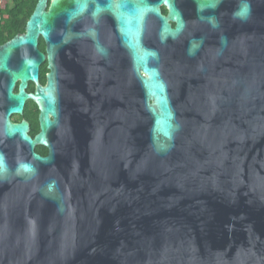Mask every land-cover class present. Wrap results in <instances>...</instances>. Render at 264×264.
<instances>
[{
    "label": "water",
    "instance_id": "obj_1",
    "mask_svg": "<svg viewBox=\"0 0 264 264\" xmlns=\"http://www.w3.org/2000/svg\"><path fill=\"white\" fill-rule=\"evenodd\" d=\"M208 2L38 0L25 32L0 46V153L11 169L0 264H264V0H251L246 23L232 19L238 0ZM85 12L109 19L115 104L42 158L34 148L47 145L57 102L53 73L26 92L45 60L38 39L52 68L54 27ZM27 101L40 107L34 139L28 122H11ZM20 161L37 175L16 176Z\"/></svg>",
    "mask_w": 264,
    "mask_h": 264
},
{
    "label": "flooded vegetation",
    "instance_id": "obj_2",
    "mask_svg": "<svg viewBox=\"0 0 264 264\" xmlns=\"http://www.w3.org/2000/svg\"><path fill=\"white\" fill-rule=\"evenodd\" d=\"M160 10L163 16H167V9L163 5ZM108 20L103 14L94 18L85 12L78 20L66 26H55L51 34L54 45L52 68L47 57L48 45L42 37L38 39V51L45 56V60L39 67L38 83L29 82L26 92L34 94L38 89H44L48 75L53 73L54 97L57 102V119L49 116L50 122L54 124L47 133V145L37 144L34 148L35 153L42 158L48 157L50 147L57 152L63 146L71 145V139L79 137L87 121L94 124L101 108H106L110 101L115 104L118 64L115 39ZM170 24L175 27L173 23ZM23 33H17L12 38ZM1 35L8 37L9 33L2 32ZM11 39L1 42L0 46ZM97 40L106 49V55L97 51ZM18 87L19 83L14 93L18 92ZM39 118V104L27 101L23 114L12 115L11 122H28L29 135L34 139L41 131Z\"/></svg>",
    "mask_w": 264,
    "mask_h": 264
},
{
    "label": "clouds",
    "instance_id": "obj_3",
    "mask_svg": "<svg viewBox=\"0 0 264 264\" xmlns=\"http://www.w3.org/2000/svg\"><path fill=\"white\" fill-rule=\"evenodd\" d=\"M223 0H215V6L218 7L220 3H222ZM203 9L198 7V13L202 12ZM252 14V8H251V0H238V6L237 8L232 12V19L234 21H240L241 23H246L250 18ZM200 19L210 25V27L213 30L220 28V22L219 19L212 15V16H200ZM93 38L95 39V33H92ZM204 38L201 37L199 40H193L190 43L189 49H188V55L194 56L196 52L199 50V48L203 45ZM228 38L226 36L220 37V51L222 53L223 48L227 46ZM96 49L101 54L106 55V49H104L98 42L96 41ZM11 172V169L9 168V165L7 163V159L3 153H0V182H3L9 178V174ZM15 175L16 176H22L26 180H31L34 176L37 175V169L33 166V164L25 161L18 162L16 168H15ZM46 189L49 192H52L56 189V181L52 180L49 181L46 185Z\"/></svg>",
    "mask_w": 264,
    "mask_h": 264
},
{
    "label": "trees",
    "instance_id": "obj_4",
    "mask_svg": "<svg viewBox=\"0 0 264 264\" xmlns=\"http://www.w3.org/2000/svg\"><path fill=\"white\" fill-rule=\"evenodd\" d=\"M38 0H0V37L3 42L17 33H23ZM2 32H8L4 37ZM28 111V110H27Z\"/></svg>",
    "mask_w": 264,
    "mask_h": 264
},
{
    "label": "snow or ice",
    "instance_id": "obj_5",
    "mask_svg": "<svg viewBox=\"0 0 264 264\" xmlns=\"http://www.w3.org/2000/svg\"><path fill=\"white\" fill-rule=\"evenodd\" d=\"M202 6H211V7H214L215 6V0H209V2L207 4H204Z\"/></svg>",
    "mask_w": 264,
    "mask_h": 264
}]
</instances>
